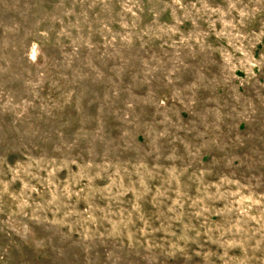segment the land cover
Masks as SVG:
<instances>
[{
	"label": "rangeland",
	"instance_id": "rangeland-1",
	"mask_svg": "<svg viewBox=\"0 0 264 264\" xmlns=\"http://www.w3.org/2000/svg\"><path fill=\"white\" fill-rule=\"evenodd\" d=\"M0 264H264V0H0Z\"/></svg>",
	"mask_w": 264,
	"mask_h": 264
}]
</instances>
